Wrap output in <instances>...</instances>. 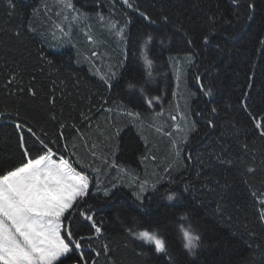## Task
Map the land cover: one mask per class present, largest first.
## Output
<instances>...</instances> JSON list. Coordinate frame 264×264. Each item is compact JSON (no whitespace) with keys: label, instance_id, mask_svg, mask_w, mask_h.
I'll return each mask as SVG.
<instances>
[{"label":"trees","instance_id":"trees-1","mask_svg":"<svg viewBox=\"0 0 264 264\" xmlns=\"http://www.w3.org/2000/svg\"><path fill=\"white\" fill-rule=\"evenodd\" d=\"M71 2L82 14L77 21L57 15L66 11L61 0H13L14 8L0 0V111L13 116L18 111L38 135L46 132L49 140L63 132L66 139L50 146L78 171L90 175L92 196L84 207L93 206L115 264H264V223L259 219V201L264 200V138L241 106L248 93L249 110L264 113V45L260 43L264 0H254L256 10L250 20L247 0L239 5L232 0H136L156 23L122 7L120 0ZM209 17L216 20V32L204 45L201 36L211 26ZM129 19L126 43H122L107 24L115 20L123 26ZM58 23L66 30L70 27L67 36L59 33ZM148 35L153 36L148 45L153 60L150 76L140 56V45ZM188 38L194 46L187 44ZM93 51L97 56L91 55ZM41 53L54 63L49 65ZM189 54L194 57L192 66L186 59ZM122 60L124 67L118 68ZM109 65L120 73L111 89L94 74L97 69L100 75L107 73ZM12 75L17 82L8 85ZM128 83L136 87L129 89ZM29 84L36 89L35 97L19 91ZM201 84L212 89L210 96L204 95ZM51 95L56 97L54 107L48 102ZM155 96L160 99L149 108L146 98ZM120 105L140 112L147 143ZM108 108L113 111H105ZM161 111L163 115H155ZM81 112L90 119L83 120ZM51 114L56 120L50 119ZM173 115L176 121L170 119ZM176 124L184 131H177ZM192 125L195 130L189 131ZM116 128L122 129L120 135L109 139ZM173 140L181 149L179 167H175ZM28 143L32 145L31 138ZM113 144H119V149ZM91 151L99 158L94 160ZM218 155L233 163L218 162ZM141 156L148 158L141 161ZM103 158L126 171L104 165ZM21 159L12 117L0 118V173L18 166ZM82 164H92L101 172L81 169ZM169 164L174 168L166 171ZM249 167L255 172L249 173ZM143 181L149 186L139 201L133 193ZM153 183L156 190L150 187ZM112 184L117 187L112 189ZM105 187L114 193L110 199L102 195ZM171 192L178 198L168 200ZM182 226H191L201 237L196 255L183 246ZM74 228L87 232L79 218ZM129 228L156 232L165 241L166 252L157 253L154 245L130 235ZM100 264H105L103 256Z\"/></svg>","mask_w":264,"mask_h":264},{"label":"snow or ice","instance_id":"snow-or-ice-1","mask_svg":"<svg viewBox=\"0 0 264 264\" xmlns=\"http://www.w3.org/2000/svg\"><path fill=\"white\" fill-rule=\"evenodd\" d=\"M115 2V0H114ZM63 8L66 10L64 13L58 12L57 15H63V19L68 21H77L81 17L71 0H61ZM241 0H232L233 5H239ZM9 8H14L13 0H7ZM122 7L137 12L144 20L150 23H156L145 12L141 11L136 0H120ZM246 7L248 10V19H252V13L256 10V4L254 0H247ZM76 13V15H72ZM101 22L105 21V17L102 14H98ZM167 17L164 20L167 21ZM210 28L201 36L202 44L207 45L210 43L211 38L216 32V20L214 17H209ZM130 19L125 21L121 26L118 21L109 20L107 27L110 32L114 33L116 37L122 43H126V28L130 23ZM225 24H231V20H225ZM56 28L63 36H67L70 32L69 29L58 23ZM182 31V29H180ZM56 33H53L55 36ZM87 35V33H86ZM185 37H188V33H184ZM89 42H92V37L88 35ZM153 41V36L148 35L143 43L140 45V56L144 61V67L148 69V75H151V68L153 60L148 56V45ZM187 44L190 46L195 45V41L191 38L187 39ZM261 45H264V39L260 41ZM93 57L97 56V53L93 51L91 53ZM41 58L45 59L49 65L54 61L49 59L43 53ZM172 59V58H170ZM189 66L194 63V57L189 54L187 57ZM178 63V61H177ZM118 68L124 67L123 60L117 66ZM113 66L109 65L107 73L100 75L97 69L94 74L99 75L100 80L104 85L111 89L113 81L120 75L119 71H113ZM196 80L200 81L201 77L196 76ZM17 82V77L12 75L8 81V85H12ZM127 87L132 89L136 87L133 83H128ZM177 87H179V77L177 78ZM204 90V95L210 96L212 89L205 87L201 84ZM251 88V84L248 85ZM19 91H26L31 97L37 95L36 89L29 84L27 88L21 87ZM140 92H144L141 87ZM175 96L176 93L174 92ZM248 93H244V99L242 100V108L247 111L249 119L253 123V128L259 137L264 138V113L254 114L249 110L247 102ZM160 97H147L146 104L149 108L152 107L154 101H158ZM48 102L54 107L56 103L55 95H51L48 98ZM122 109V114L129 118V123H132L137 132L140 133V138L145 140L143 136L144 122L140 112L134 111L124 105L119 106ZM105 111L112 112L111 108L105 109ZM217 109L213 107L212 113H215ZM156 116L163 115V111L156 113ZM12 117V127L17 134V147L21 153V161L18 166H13L2 173H0V264H65L68 261L69 264H100V258L103 256L105 264H115L112 258V250L109 243L105 242L103 235V229L96 219V213L92 210L93 206L88 205L87 208L84 205L87 199L91 198L90 192L91 180L90 175L83 170H77L76 167L70 162L68 158H65L63 154H59L54 151L50 145L59 144L61 139H66L63 132L57 134L56 140L47 139V133L38 135L33 125L29 124L26 120L20 117L19 112L15 113V116L11 112L0 111V118L7 119ZM83 120L90 119L89 116L81 112ZM51 120H56L55 114H51ZM172 121H176L175 115L171 116ZM180 119L184 120V115L180 116ZM209 124H212V120H208ZM61 128H64L63 123L60 124ZM75 128V125H72ZM177 131H184L179 124L175 125ZM195 126L192 125L189 131H194ZM78 131V129H77ZM122 129L116 128L111 134L109 139L115 140L120 135ZM157 132H161V128H156ZM171 136V132L164 133ZM28 138L32 139V145L29 146ZM187 133L183 137V142L187 143ZM173 145L176 147V141L173 140ZM96 146L92 145L94 149ZM115 150L119 149V144H113ZM247 150V145L244 146ZM36 150V155H32V150ZM65 151L68 149V145H64ZM71 155H76L72 152ZM114 155V152H113ZM91 156L95 159L97 153L91 151ZM147 156H141V161L147 159ZM175 167H179L182 164L181 161V149L176 147L175 152ZM190 159V155L186 157ZM156 158L153 156L152 160ZM216 159L220 163H233L231 160H225L221 156H217ZM77 163H80L77 160ZM102 163L108 167H116L118 171H126L122 166H117L114 161L111 163L107 158L102 159ZM91 168L92 172L99 174L101 169L93 167L92 164L81 165V169ZM173 164H169L165 169L166 171L172 170ZM249 173L255 172V169L249 167L247 169ZM97 186L99 180L96 181ZM148 181L139 183V191L134 192L133 195L139 201L143 200V193L148 187ZM117 187L116 184H112V189ZM153 190H156V184L150 185ZM112 189L105 187L102 191L104 198L110 199L114 193ZM99 190V188H98ZM187 187L185 191H187ZM178 198V193L171 192L167 195L168 200H175ZM261 209L259 212V219L261 223H264V200L259 201ZM82 219L87 225V232H78L74 228L75 220ZM128 232L135 238L144 241L145 243L154 245L157 253H165L166 245L165 241L154 231L149 229L134 230L129 228ZM183 235L184 248L188 254L196 255L197 249L200 247L201 237L191 228V226L185 228L181 227ZM169 260L171 257L169 256Z\"/></svg>","mask_w":264,"mask_h":264}]
</instances>
